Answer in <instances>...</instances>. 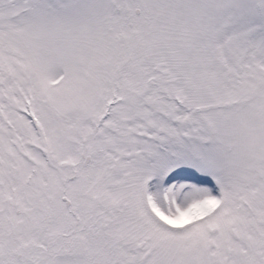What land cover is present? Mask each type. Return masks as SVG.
Returning a JSON list of instances; mask_svg holds the SVG:
<instances>
[{
  "label": "snow or ice",
  "instance_id": "1",
  "mask_svg": "<svg viewBox=\"0 0 264 264\" xmlns=\"http://www.w3.org/2000/svg\"><path fill=\"white\" fill-rule=\"evenodd\" d=\"M0 264H264V0H0Z\"/></svg>",
  "mask_w": 264,
  "mask_h": 264
}]
</instances>
